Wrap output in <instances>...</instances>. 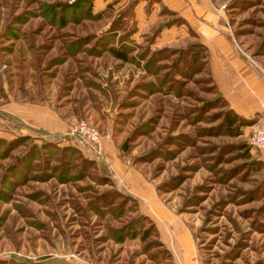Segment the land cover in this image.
<instances>
[{
	"label": "rangeland",
	"instance_id": "1",
	"mask_svg": "<svg viewBox=\"0 0 264 264\" xmlns=\"http://www.w3.org/2000/svg\"><path fill=\"white\" fill-rule=\"evenodd\" d=\"M121 1L94 13L93 0H0V106L47 105L68 126L48 136L0 118V264H182L158 230L169 220L193 264H264V169L250 148L264 111L231 136L197 40L171 36L179 19L160 2ZM210 2L264 78V0ZM80 122L154 186L162 213L142 214L74 144Z\"/></svg>",
	"mask_w": 264,
	"mask_h": 264
},
{
	"label": "crops",
	"instance_id": "2",
	"mask_svg": "<svg viewBox=\"0 0 264 264\" xmlns=\"http://www.w3.org/2000/svg\"><path fill=\"white\" fill-rule=\"evenodd\" d=\"M149 1L160 2L168 12L174 14L175 19H179L178 24L174 22L169 28L170 32H174L171 36L179 34L183 37L189 31L196 42L205 47L206 66L211 80L234 114L244 119H254L255 115L264 111V78L243 54L234 50L223 24L222 13L215 9L210 0ZM111 2L113 0H93V12L103 11ZM0 118L3 125L13 123L14 128L19 125L24 129L44 131L48 136L68 134L67 124L47 105H3L0 106ZM103 152L102 159H93L106 167L115 188L138 201L139 210L145 216L162 213L163 207L156 197L154 186L136 168L121 161L120 154L113 151L110 139H104ZM257 159L264 164V148L257 152ZM169 221L158 229L162 241L169 247L176 263L193 264L195 253L190 235L182 229H173L171 222L174 221ZM161 223L163 225V220Z\"/></svg>",
	"mask_w": 264,
	"mask_h": 264
},
{
	"label": "built area",
	"instance_id": "3",
	"mask_svg": "<svg viewBox=\"0 0 264 264\" xmlns=\"http://www.w3.org/2000/svg\"><path fill=\"white\" fill-rule=\"evenodd\" d=\"M70 136L73 138L74 144L85 154L94 159H102L104 137L98 129L85 122H80L71 131ZM250 146L254 150L264 148V119L254 129L250 138Z\"/></svg>",
	"mask_w": 264,
	"mask_h": 264
},
{
	"label": "trees",
	"instance_id": "4",
	"mask_svg": "<svg viewBox=\"0 0 264 264\" xmlns=\"http://www.w3.org/2000/svg\"><path fill=\"white\" fill-rule=\"evenodd\" d=\"M196 44L199 45V48H200V51L199 52L201 54H204V57L203 58H204V61H206L207 51H206L205 47L203 45H200L199 43H196ZM201 50H202V52H201ZM110 52L112 53V55L114 57H116L119 60H122V61H126L127 60V56H126L125 52H123V51H117L115 49H110ZM217 94H218V98L222 101L224 107L227 108L226 115H225V123H224V126L226 127V129L228 130V132H231L230 133L231 136H233V137L240 136L241 135V129L246 128V127L253 126L256 123L255 119H244V118H241V117L237 116L236 114H234L228 108L227 102L220 96V94L218 92H217ZM240 150L245 151L246 158H248V159L251 158V155L249 154L250 150L247 149V146L246 145H241L240 146ZM255 163L260 168L264 169V164L260 160L257 159L255 161Z\"/></svg>",
	"mask_w": 264,
	"mask_h": 264
}]
</instances>
